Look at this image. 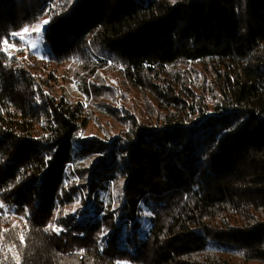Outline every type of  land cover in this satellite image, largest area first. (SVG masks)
I'll return each instance as SVG.
<instances>
[{"label": "trees", "instance_id": "1", "mask_svg": "<svg viewBox=\"0 0 264 264\" xmlns=\"http://www.w3.org/2000/svg\"><path fill=\"white\" fill-rule=\"evenodd\" d=\"M44 16L52 68L0 43V264H264V0H0V41Z\"/></svg>", "mask_w": 264, "mask_h": 264}, {"label": "rangeland", "instance_id": "2", "mask_svg": "<svg viewBox=\"0 0 264 264\" xmlns=\"http://www.w3.org/2000/svg\"><path fill=\"white\" fill-rule=\"evenodd\" d=\"M45 20H46V16L42 17L37 22L33 23L31 26L24 28V29H28L27 33L24 32V29L21 30L20 32L16 33L18 35L14 36V37L16 38V41L20 42L21 46L19 47L15 43L7 44V50L9 52V54L16 56L19 49L20 50L25 49L27 53L30 52V53L34 54L33 55L34 59L28 58L29 61H31V62L36 61L39 63L43 62L47 66L46 69L52 68L51 67V59H50V56H51L50 51L48 49V46L44 42V34H45V31L47 28L46 27L47 24H43V22ZM38 26H42V29L39 31V33H37L34 30ZM20 37H23V39L21 40ZM20 57L27 58V55H25V56L20 55ZM106 63L108 64L107 67H109L110 69H112V68L114 69L115 66L112 65L109 62V60H107ZM39 69H41V68H39ZM112 70L107 71V69L104 68V69L100 70L98 73H100L101 79L104 80V82L106 84L109 83L108 85H110V88H114V87L117 88L123 94L124 97H127V99L129 100V104H131L133 98H135V97H133L132 94H130L129 92L126 91V88L123 86V83L120 79L119 73H116V72L109 73ZM67 73L68 72H66V70L63 67H61L57 71V74L60 75L61 79L65 78L64 80H62L61 82L58 83L57 96L61 97L65 93L66 96L69 97L70 99L79 101V102L83 103L85 106L88 105L89 101L87 100L86 96H84L82 94V92L80 91V89L78 87V84L72 78H67V76H66ZM92 136L101 137V138L105 136L103 133H101L98 130V126L95 123H90L89 127L81 133V138H87V137L89 138ZM70 171L71 170H69L66 174L65 184H71L74 181V178L69 173ZM109 187L110 188L108 191H105V192L101 191L100 192V196H101V199L103 201H107L110 194L112 195V193L114 194V191L116 192V189H113L112 185ZM141 207H142V209H141V214L139 217V223L141 224L140 234H141V238L143 239L151 230V224H150L151 213L145 205L142 204ZM208 246L213 247L216 245H214L213 243H210Z\"/></svg>", "mask_w": 264, "mask_h": 264}, {"label": "snow or ice", "instance_id": "3", "mask_svg": "<svg viewBox=\"0 0 264 264\" xmlns=\"http://www.w3.org/2000/svg\"><path fill=\"white\" fill-rule=\"evenodd\" d=\"M172 2L175 3V0H172ZM47 23H48L47 20H45V21L43 22V24H47ZM41 29H42V26H38V27L35 28L34 30H35L37 33H39V31H40ZM24 32L27 33V32H28V29H24ZM12 35L16 36V35H18V34H16V33H12ZM20 39L22 40L23 37H20ZM0 43L8 44L9 42H8L7 39H4L3 41H0ZM13 47H14V46H13ZM16 227H17V225H13V228H16ZM49 228H50L52 231H55V232H57V233H59L60 231H62V229L56 228V227L53 226V225H49ZM45 231H48V228H46ZM19 239H20V242H21V243L24 242V237H23V235H21V236L19 237ZM9 251H11V250L9 249ZM15 259L18 261V257L15 258Z\"/></svg>", "mask_w": 264, "mask_h": 264}]
</instances>
